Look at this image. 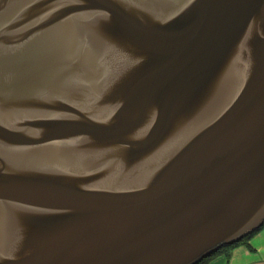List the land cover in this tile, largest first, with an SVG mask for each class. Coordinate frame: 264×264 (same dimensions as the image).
I'll return each instance as SVG.
<instances>
[{
  "label": "water",
  "instance_id": "1",
  "mask_svg": "<svg viewBox=\"0 0 264 264\" xmlns=\"http://www.w3.org/2000/svg\"><path fill=\"white\" fill-rule=\"evenodd\" d=\"M264 225V0H0V264H197Z\"/></svg>",
  "mask_w": 264,
  "mask_h": 264
},
{
  "label": "crops",
  "instance_id": "2",
  "mask_svg": "<svg viewBox=\"0 0 264 264\" xmlns=\"http://www.w3.org/2000/svg\"><path fill=\"white\" fill-rule=\"evenodd\" d=\"M209 264H264V228L248 247L240 246L232 257L221 256Z\"/></svg>",
  "mask_w": 264,
  "mask_h": 264
},
{
  "label": "rangeland",
  "instance_id": "3",
  "mask_svg": "<svg viewBox=\"0 0 264 264\" xmlns=\"http://www.w3.org/2000/svg\"><path fill=\"white\" fill-rule=\"evenodd\" d=\"M263 228H264V226H263L262 228H260L259 230L255 231L254 234H252V235H250V236H247V237H245L243 240L237 242L236 244H238V245L235 244V246H231V245H229V246L225 247V248H227V251H225V250H223V249H220V250H218V251L223 250V251H221L222 253L220 252L221 255L226 256V257H232L233 254L235 253V251H236L240 246L248 247V245H249V243L251 242V240H252L254 237H256V236L261 232V230H262ZM218 251H217V252H218ZM214 259H215V258H214ZM214 259H212V260H214ZM212 260H209V261L207 262V264H209L210 262H212Z\"/></svg>",
  "mask_w": 264,
  "mask_h": 264
},
{
  "label": "trees",
  "instance_id": "4",
  "mask_svg": "<svg viewBox=\"0 0 264 264\" xmlns=\"http://www.w3.org/2000/svg\"><path fill=\"white\" fill-rule=\"evenodd\" d=\"M264 226V225H263ZM262 226V227H263ZM261 227V228H262ZM257 231V230H256ZM252 234H254V232L252 233ZM252 234H250V235H252ZM249 235V236H250ZM236 245H238V244H236ZM231 246H235V244L234 245H231ZM223 250H225V251H227V248H222ZM223 250H221V251H223ZM221 251H216V252H214L212 255H210L209 257H207V258H205V259H203L201 262H198L197 264H207V262L209 261V260H212V259H216V258H218V257H221V256H223V255H221ZM221 252V253H220Z\"/></svg>",
  "mask_w": 264,
  "mask_h": 264
}]
</instances>
